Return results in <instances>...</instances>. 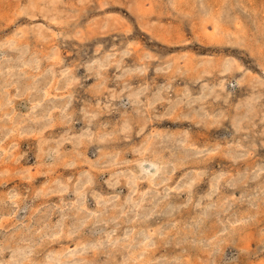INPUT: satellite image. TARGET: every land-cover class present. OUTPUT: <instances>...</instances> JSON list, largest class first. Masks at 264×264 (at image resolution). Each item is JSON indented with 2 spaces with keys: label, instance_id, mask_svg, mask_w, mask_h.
<instances>
[{
  "label": "rangeland",
  "instance_id": "374dc122",
  "mask_svg": "<svg viewBox=\"0 0 264 264\" xmlns=\"http://www.w3.org/2000/svg\"><path fill=\"white\" fill-rule=\"evenodd\" d=\"M67 259L264 264V0H0V264Z\"/></svg>",
  "mask_w": 264,
  "mask_h": 264
},
{
  "label": "bare ground",
  "instance_id": "6f19581e",
  "mask_svg": "<svg viewBox=\"0 0 264 264\" xmlns=\"http://www.w3.org/2000/svg\"><path fill=\"white\" fill-rule=\"evenodd\" d=\"M217 23V22H216ZM219 24V23H218ZM220 25V24H219ZM218 27V26H217ZM217 29V28H216ZM224 29V28H223ZM218 31V30H217ZM14 40L13 39H10L9 41H7V44H8V42H9V45L10 46H13V44H12V42H13ZM230 60L229 59H227V60H225L224 61V63H223V69L224 70H227L228 68H229V66H230ZM239 83H240V81H238ZM217 85H220L221 87H224V85H225V83H224V81L223 80H219L217 83H216ZM138 92V91H137ZM137 92H134V94H137ZM161 162H159V161H156V162H154V164H155V166H156V168L157 169H161V164H160ZM136 167H137V169H135L134 171H133V174H131V175H129V176H132L133 178H137V177H141V178H144L145 176H147V178L149 179V181H150V183H149V186L151 187V183H153V176L155 175V171L157 170V169H153V167H151V166H148V165H144V163H140V162H138V164L136 165ZM141 171L144 173V175H141ZM90 179V178H89ZM152 188V187H151ZM144 222H147V221H144ZM114 239V238H113ZM142 240H145V245H148V246H150V245H152L151 244V237H150V234H148L147 232H145V234H144V238L142 239ZM76 247V246H75ZM95 252H97V251H94L93 253H95ZM58 254H62V252H57ZM72 260H69V259H67V260H65V263L67 264V263H70Z\"/></svg>",
  "mask_w": 264,
  "mask_h": 264
}]
</instances>
